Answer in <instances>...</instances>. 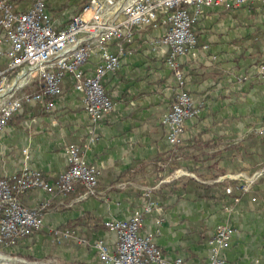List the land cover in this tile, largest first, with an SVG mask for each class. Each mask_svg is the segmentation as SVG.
<instances>
[{
  "label": "crops",
  "instance_id": "1",
  "mask_svg": "<svg viewBox=\"0 0 264 264\" xmlns=\"http://www.w3.org/2000/svg\"><path fill=\"white\" fill-rule=\"evenodd\" d=\"M86 1L46 0V8L62 28ZM11 2L19 11L31 4ZM194 29L196 54L187 53L178 61L198 112L185 121L178 145L166 141L167 128L161 123L177 87L165 63V47L153 43L164 25L135 32L129 42L109 45L120 54L121 65L102 79L114 107L97 127L91 126L83 94L66 76L53 109L45 111L39 103L26 102L0 129V177L14 176L26 167L51 180L67 167L64 145L82 147L94 136L83 155L101 169L97 194L83 196L82 187L76 186L67 195H55L43 214L42 232L34 234L38 241L77 244L69 238L57 243L50 233L68 223L79 236L90 241L101 238L114 249L115 234L102 223L128 219L134 210L155 201L150 211H142V230L154 234L167 264L178 257L206 264L209 239L216 226L227 222L234 234L222 251L224 264H264V181L240 194L239 181L229 178L239 172L248 175L264 164V143L240 149L249 142L251 127L264 123V8L260 1L236 8L203 7ZM6 47L0 41V69L5 66L1 52ZM97 61L95 54L84 71L91 72ZM33 81L17 94L36 91ZM213 174L217 176L211 178ZM191 179L224 184L222 199L197 197ZM227 186L231 194L225 193ZM234 195H240V201L226 209ZM46 197V192L34 188L21 201L31 206ZM69 251L66 255H74L81 264H100L91 245L78 244L77 250Z\"/></svg>",
  "mask_w": 264,
  "mask_h": 264
},
{
  "label": "built area",
  "instance_id": "2",
  "mask_svg": "<svg viewBox=\"0 0 264 264\" xmlns=\"http://www.w3.org/2000/svg\"><path fill=\"white\" fill-rule=\"evenodd\" d=\"M256 1L264 8V0H87L65 27L58 28L47 11L46 0H30V7L24 11L17 10L11 0H0V41L7 45L1 52L5 66L0 69V95L10 77L14 82L23 76L20 86L0 96V129L9 124L26 102L39 103L45 111L53 109L66 76L72 80L74 89L83 94L91 126L97 127L110 117L114 107L113 97L106 92L102 79L121 65L120 54L109 45L129 42L135 32L164 25L163 34L153 43L165 47V63L172 70L177 87L161 123L167 128L166 141L178 145L185 121L198 112L178 60L187 53L196 54L199 43L194 25L202 8L216 5L236 8ZM95 54L97 63L91 72H85L84 65ZM35 78L41 79V90L17 94L24 83L27 85ZM256 133L264 137V125L256 128ZM93 141L94 136L89 137L83 148L77 144L64 145L67 167L51 180L41 171L26 167L14 176L0 177V246L16 245L40 230L44 226L43 214L50 209L55 195H67L76 185L84 189L83 196L97 194L101 169L83 155ZM24 155L27 157L26 150ZM263 173L264 169L251 175L239 172L229 178L239 181L237 188L244 194ZM34 188L46 192L47 197L31 206L23 204L21 197ZM225 193L231 194L232 188L225 187ZM239 201L240 195H234L225 208L230 209ZM155 205V201H150L143 210H134L128 219L103 222L115 234L114 249L101 238L90 241L76 235L75 229L53 227L50 233L57 243L72 238L79 244L91 245L100 264H167L154 234L142 230V211H150ZM233 234L234 228L228 222L216 226L208 242L210 253L206 264H224L222 251L230 246ZM170 264L190 263L178 257Z\"/></svg>",
  "mask_w": 264,
  "mask_h": 264
},
{
  "label": "rangeland",
  "instance_id": "3",
  "mask_svg": "<svg viewBox=\"0 0 264 264\" xmlns=\"http://www.w3.org/2000/svg\"><path fill=\"white\" fill-rule=\"evenodd\" d=\"M12 82H13V78L10 77L8 79V81L6 82L4 88L5 89L8 88V86H10L12 84ZM24 86H26L25 83L21 86V88ZM262 125H264V123H261L259 125L251 127V131H250L251 134L253 136H259L256 133V128H258ZM259 137H261V136H259ZM241 141H244V140H241ZM261 169H264V168L260 167L256 170H254V172L260 171ZM254 172H252V173H254ZM252 173H250L248 175H251ZM258 181H264V173L261 176H259L257 178V180L254 181V183L258 182ZM76 186H78V185H76ZM76 186H75V188H76ZM61 226L62 227L58 226L57 228L75 229L68 223L65 225H61ZM42 228L40 230L36 231L35 233H38V232L41 233ZM34 234L31 235L30 237L23 239L21 242H18L16 245L0 246V254L5 256L6 258H9V262L11 264H81V263L77 262L74 255L67 256L65 253L67 249L70 250L69 251L70 254H71V252H73L71 250H77V246L79 244L78 242L76 244L75 242L67 241L66 244L65 243L64 244L49 243V244L45 245L46 243L44 242L45 243L44 244L43 242L41 243L40 241H38V237ZM76 235H78L77 231H76ZM69 239H72V238H69ZM72 240H74V239H72ZM1 261L2 260H0V262Z\"/></svg>",
  "mask_w": 264,
  "mask_h": 264
},
{
  "label": "trees",
  "instance_id": "4",
  "mask_svg": "<svg viewBox=\"0 0 264 264\" xmlns=\"http://www.w3.org/2000/svg\"><path fill=\"white\" fill-rule=\"evenodd\" d=\"M31 85H33V86L36 85V91H39L42 89V81L39 78H35L34 81L31 82ZM14 116L12 117V119L14 118ZM12 119H11V121H12ZM263 143H264V137L251 136V137H249V142L247 144H245V146L243 145V147H241L240 149L249 148L251 146H257V145L263 144ZM260 167H264V164L261 166H258V167H254L252 169L256 170ZM216 176H217V174H213V175H211V178H215ZM200 177L206 178V175L200 174ZM189 183L192 186V188L198 193L197 197H204V198H208V199H215L218 197L217 198L218 200L222 199V196L224 193V187H223L224 184H218V183L203 184V183H200L194 179H191L189 181ZM102 225H103V223H102ZM60 227H62V226H60Z\"/></svg>",
  "mask_w": 264,
  "mask_h": 264
},
{
  "label": "bare ground",
  "instance_id": "5",
  "mask_svg": "<svg viewBox=\"0 0 264 264\" xmlns=\"http://www.w3.org/2000/svg\"><path fill=\"white\" fill-rule=\"evenodd\" d=\"M22 82H23V76L21 75V76H19V78H17L7 89H5L4 91H3V93L1 94V95H4V94H6L9 90H11V89H13V88H15V87H18V86H20L21 84H22ZM0 95V96H1ZM0 260H2L1 262H0V264H11L10 262H9V258H6L5 256H3V255H1L0 254ZM12 261V260H11ZM25 263V262H24Z\"/></svg>",
  "mask_w": 264,
  "mask_h": 264
}]
</instances>
